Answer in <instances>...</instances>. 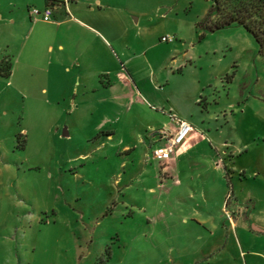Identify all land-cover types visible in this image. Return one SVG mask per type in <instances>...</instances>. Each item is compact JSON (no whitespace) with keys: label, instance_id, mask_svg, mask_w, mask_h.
Returning a JSON list of instances; mask_svg holds the SVG:
<instances>
[{"label":"rangeland","instance_id":"1","mask_svg":"<svg viewBox=\"0 0 264 264\" xmlns=\"http://www.w3.org/2000/svg\"><path fill=\"white\" fill-rule=\"evenodd\" d=\"M102 1L83 58L0 23V264H264V51L210 31V0ZM128 59L140 99L100 85ZM169 100L214 126L173 166L150 147Z\"/></svg>","mask_w":264,"mask_h":264},{"label":"crops","instance_id":"2","mask_svg":"<svg viewBox=\"0 0 264 264\" xmlns=\"http://www.w3.org/2000/svg\"><path fill=\"white\" fill-rule=\"evenodd\" d=\"M66 1L67 0H0V23L16 31L19 27L26 28L27 42H33L37 45V41H48L46 47L48 53H54L55 49H57L63 58V55L66 54L69 49H74L78 57L83 58L87 53L84 40L88 34L93 37L96 43L105 44L99 36L98 31L100 29L106 31L113 26L116 17L115 11L111 5L104 4L102 0H68V4L65 5V3H67ZM53 3H55V9L52 22H45L39 18L35 19L30 16V9L37 8L44 10L46 7L52 6ZM107 33L110 34L109 32ZM77 38L82 39L80 40V44H76ZM50 39H53V42L50 43ZM94 49L95 48L91 46L90 50L93 51ZM78 60L79 59H77V61ZM130 61L131 59H128L125 63L127 73L120 72L118 74L119 77H111L107 86H104L103 83L100 84L103 90H106V94L108 93L114 98L131 97L132 99H140V83L133 77ZM78 63V67L82 65V81H84V64L83 62L82 64L81 62ZM11 75L12 70L9 76ZM169 84L170 79L164 85L166 90ZM82 86V96L84 97L91 91H98L95 85L87 83L86 81H84V83L82 82ZM196 101L198 102L199 99ZM169 105H171V111L169 112L171 118L176 117L187 121L193 126V133L191 134L188 144L169 160V164L173 166L181 159L187 158L193 151H208V146L212 147L213 142L209 140L211 139V135H208L205 129L209 132L211 129H214V126L213 123H210L208 126L204 127L202 123H206L207 120L205 119H203L201 123L197 120L193 121L192 116L189 117L186 111H184L185 100H181V104L178 108L174 107L170 100ZM211 122H213L212 119ZM172 123L173 124L168 128L170 129L169 132H174L176 129L175 122L173 121ZM216 129H219V126H217ZM159 134V137H156L157 133L152 135L150 147L155 150L164 147L163 142L166 141L162 134ZM141 141L142 139L140 142ZM173 184L176 186L178 185L177 182Z\"/></svg>","mask_w":264,"mask_h":264},{"label":"trees","instance_id":"3","mask_svg":"<svg viewBox=\"0 0 264 264\" xmlns=\"http://www.w3.org/2000/svg\"><path fill=\"white\" fill-rule=\"evenodd\" d=\"M213 3L209 13L210 31H217L233 25L245 28L264 51V0H210ZM55 3L52 4L54 6ZM11 66L7 64L3 76L8 77ZM20 142V136H17Z\"/></svg>","mask_w":264,"mask_h":264},{"label":"built area","instance_id":"4","mask_svg":"<svg viewBox=\"0 0 264 264\" xmlns=\"http://www.w3.org/2000/svg\"><path fill=\"white\" fill-rule=\"evenodd\" d=\"M68 4V0L66 1ZM55 5L48 6L44 10L37 8L30 9V16L35 19H41L45 22L53 21ZM173 37H164L162 41L171 42ZM172 120L175 122L176 129L174 132L162 131V136L168 140L167 144L155 150L154 157L158 160H170L172 156L177 155L189 142L191 134L193 133V126L187 121L172 117Z\"/></svg>","mask_w":264,"mask_h":264}]
</instances>
